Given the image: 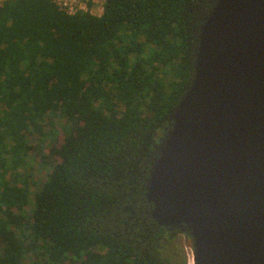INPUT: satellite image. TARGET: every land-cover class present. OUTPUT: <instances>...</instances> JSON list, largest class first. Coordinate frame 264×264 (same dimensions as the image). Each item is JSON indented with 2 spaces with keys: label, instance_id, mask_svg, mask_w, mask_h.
<instances>
[{
  "label": "trees",
  "instance_id": "trees-1",
  "mask_svg": "<svg viewBox=\"0 0 264 264\" xmlns=\"http://www.w3.org/2000/svg\"><path fill=\"white\" fill-rule=\"evenodd\" d=\"M210 2L0 4V264H186L144 191ZM58 134L31 196L30 151Z\"/></svg>",
  "mask_w": 264,
  "mask_h": 264
},
{
  "label": "water",
  "instance_id": "water-1",
  "mask_svg": "<svg viewBox=\"0 0 264 264\" xmlns=\"http://www.w3.org/2000/svg\"><path fill=\"white\" fill-rule=\"evenodd\" d=\"M151 162V218L194 264H264V0H212Z\"/></svg>",
  "mask_w": 264,
  "mask_h": 264
},
{
  "label": "rangeland",
  "instance_id": "rangeland-1",
  "mask_svg": "<svg viewBox=\"0 0 264 264\" xmlns=\"http://www.w3.org/2000/svg\"><path fill=\"white\" fill-rule=\"evenodd\" d=\"M97 1V0H96ZM102 2V0H99ZM102 7H92L93 15H101ZM62 142L60 134L55 137H50L45 141L35 140V147L32 148L28 156L29 168L24 178V184L29 187L31 196L38 191L42 183L45 181L51 167L54 163H57L59 159L51 153L52 147H58ZM176 247L179 248V253L182 260L186 264H193V247L192 242L186 234L179 235Z\"/></svg>",
  "mask_w": 264,
  "mask_h": 264
},
{
  "label": "built area",
  "instance_id": "built-area-1",
  "mask_svg": "<svg viewBox=\"0 0 264 264\" xmlns=\"http://www.w3.org/2000/svg\"><path fill=\"white\" fill-rule=\"evenodd\" d=\"M4 1H8V0H0V4ZM53 1L60 9H62L67 15L70 16L75 15L78 12H83L93 15V12L91 10L92 7H102L100 11L102 12L103 4L105 2V0H102V2H100L99 0L97 1L96 0H53Z\"/></svg>",
  "mask_w": 264,
  "mask_h": 264
},
{
  "label": "bare ground",
  "instance_id": "bare-ground-1",
  "mask_svg": "<svg viewBox=\"0 0 264 264\" xmlns=\"http://www.w3.org/2000/svg\"><path fill=\"white\" fill-rule=\"evenodd\" d=\"M193 264H194V258H192Z\"/></svg>",
  "mask_w": 264,
  "mask_h": 264
},
{
  "label": "flooded vegetation",
  "instance_id": "flooded-vegetation-1",
  "mask_svg": "<svg viewBox=\"0 0 264 264\" xmlns=\"http://www.w3.org/2000/svg\"><path fill=\"white\" fill-rule=\"evenodd\" d=\"M212 1V0H211ZM211 3V2H210Z\"/></svg>",
  "mask_w": 264,
  "mask_h": 264
}]
</instances>
